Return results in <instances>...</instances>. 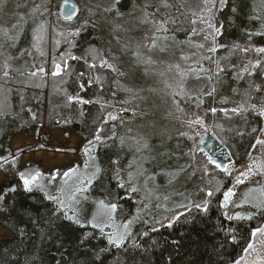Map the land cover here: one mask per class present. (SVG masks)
I'll use <instances>...</instances> for the list:
<instances>
[{
  "label": "trees",
  "instance_id": "1",
  "mask_svg": "<svg viewBox=\"0 0 264 264\" xmlns=\"http://www.w3.org/2000/svg\"><path fill=\"white\" fill-rule=\"evenodd\" d=\"M253 1L226 0L219 11L218 48L210 57L215 90L203 103L194 101L182 108L179 115L180 127L174 140L185 143L190 152V204L131 235L119 248L110 246L98 230L67 219L41 190H25L20 174L41 173L42 165L30 161L14 169L13 162L25 154L45 150L82 155L84 149L98 144V194L118 205L120 218L133 212L142 197V192L131 191L132 185L121 189L115 181L117 171L124 177L131 153L113 139L117 120L111 117L117 118L122 105L102 25L82 21L74 28H64L52 11L32 22L26 42L34 53L33 69L16 73L0 66V170L6 175L0 185V222L13 234L0 239V264H235L244 256L253 231L262 227L264 217L229 219L221 208V199L223 191L245 171L264 127V53L255 73L245 75L246 41L250 39L264 48V35L254 40L248 32L257 20ZM167 2L172 8L176 5L175 10L179 1ZM131 7L119 3L116 14ZM164 13V19L172 15L171 10ZM56 65H60V71L53 75ZM230 84L237 85L238 97L226 94ZM204 129L229 148L234 157L231 168L221 171L204 151H190ZM56 130H71L80 136V151L52 145ZM20 134L35 141L11 151V139ZM70 169L73 166L49 173L58 182ZM13 187L16 190L10 191ZM208 191L213 192L211 197ZM197 203H206L207 210L196 208Z\"/></svg>",
  "mask_w": 264,
  "mask_h": 264
},
{
  "label": "rangeland",
  "instance_id": "2",
  "mask_svg": "<svg viewBox=\"0 0 264 264\" xmlns=\"http://www.w3.org/2000/svg\"><path fill=\"white\" fill-rule=\"evenodd\" d=\"M68 1L76 6L71 19H66L63 14L59 16L64 2ZM175 1L179 2L173 10L176 5L172 8L167 2V6H163V0H0V66L16 73H26L34 67V53L26 38L29 26L44 12L52 11L57 23L64 28H74L82 21L102 25L122 105L112 128L113 139L131 153L124 177L119 175V180L116 177L115 181L123 182L125 187L132 185L142 192L137 207L124 218L118 217V209L113 212L106 207L111 203L98 194L97 187L100 171L97 173L96 169H101L98 144L87 147V152L84 149L82 155L81 152L69 154L45 150L25 154L15 160L13 166L18 170L30 161L42 165L43 172L33 182L32 189L41 190L47 198L53 195L64 200L65 208L51 201L67 217L75 216L78 224L104 234L107 241L110 235L123 234V226L129 220L133 221L129 229L133 235L166 220L171 212L188 206L192 199L187 175V154L190 152L185 143L174 140V134L180 127L182 108H188L194 101L203 103L215 90L210 78V57L215 52L212 49L218 48L219 11L225 4L222 5L220 0ZM122 2L132 7L116 14ZM253 3L257 20L248 32L257 40L261 35L255 33L264 31V0ZM170 10L172 15L164 19V11ZM245 45V75H252L259 67L264 51L250 39ZM225 92L236 98L239 90L237 85L230 84ZM210 134V130L204 129L190 151H198L200 138ZM34 141V137L20 134L11 139L10 149L13 151ZM50 143L80 151L83 140L71 130H56ZM145 143L146 148L143 147ZM68 166H73L75 171L58 182L52 180L53 175L49 172ZM90 178L92 184L88 185ZM5 180L6 175L0 170V185ZM82 187L88 190L81 193ZM231 188L234 195L227 207L222 206L223 197L221 199V208L227 217L237 214L251 215L252 219L264 217V127L250 162ZM93 223L98 227H92ZM11 237L12 232L0 222V239ZM251 245L235 264H264V233L253 236Z\"/></svg>",
  "mask_w": 264,
  "mask_h": 264
},
{
  "label": "snow or ice",
  "instance_id": "3",
  "mask_svg": "<svg viewBox=\"0 0 264 264\" xmlns=\"http://www.w3.org/2000/svg\"><path fill=\"white\" fill-rule=\"evenodd\" d=\"M117 2H118V0H117ZM220 2H221L222 5H224L226 3V0H220ZM163 6H167V0H163ZM233 10L235 11V9H233ZM217 30L220 31L219 29H217ZM76 34H78V33H76ZM255 35H264V31H258V32L255 33ZM212 51H217V49H212ZM260 51H264V48H261ZM72 58L75 59L76 57H72ZM103 63L104 62H102V65H103ZM41 71H43V69H41ZM59 71H60V65H56V71L53 73V75L59 74ZM221 71H223V69H221ZM262 115H264V113H262ZM111 118L112 119H116L115 116H113ZM96 140L99 141L100 137H96ZM121 144H123V140H121ZM143 147L146 148L147 144L145 143L143 145ZM85 151L87 152V151H89V149H85ZM74 171H75L74 169L73 170H69V172H65L63 175L65 177H67V176L70 175V173H72ZM99 171H100L99 168H97L96 172L98 173ZM40 175L41 174L39 172H37V173H35V175H31V176H25L23 173L20 174V178L22 180L23 186H24L26 191H31L32 190L33 182L36 181L39 178ZM129 176H130V179H131V173L129 174ZM116 177L119 180V172L118 171L116 172ZM93 178H95V177H93ZM55 179H56V177L53 176L52 180H55ZM241 182L242 181H238V183H241ZM87 184L88 185L92 184V178L88 179ZM118 187L123 189L125 187V185H124L123 182H118ZM15 190H16L15 187L10 189V191H15ZM87 190L88 189L86 187H82L80 189V192L83 193V192H86ZM137 190L138 189L136 187H131V191L132 192H136ZM212 195H213V192H211V191L207 192V196L211 197ZM222 195H223V205L222 206L227 207L228 203L231 202V198L233 197L234 192H233L232 188H228L226 191H223ZM2 198L3 197H0V199H2ZM84 198L87 199V197H84ZM48 199L56 201L60 205L61 208L67 207V203L64 200H61L57 196L48 195ZM100 203L104 204L103 201H100ZM194 206L196 208H198V209L203 207L205 211L207 210L206 203L204 205L197 203ZM106 207H110V209L113 212H115L117 207H118V205L116 203H111L110 205H106ZM256 207H260V206L256 205ZM225 215H227V214H225ZM228 218L229 219L241 220V219H252V216L251 215L241 216V215L237 214L234 217H228ZM67 219L75 220L76 223H79V220H77L75 218V216H68ZM132 223H133V221L129 220L128 223L123 226L124 229H125V232L123 234L116 235V236L110 235L108 237V243L111 244V245H115L117 248H119L121 245H123L125 240L128 239L132 235L131 231L129 230ZM168 226L169 227L172 226V221L171 220L169 221ZM92 227H98V225L96 223H93ZM101 230H103V229H101ZM257 233H264V228L255 229L253 231L252 235L255 236ZM144 235L147 236V233H144ZM133 246L136 247L137 245H135V243H134ZM249 247H252V245L249 244Z\"/></svg>",
  "mask_w": 264,
  "mask_h": 264
},
{
  "label": "water",
  "instance_id": "4",
  "mask_svg": "<svg viewBox=\"0 0 264 264\" xmlns=\"http://www.w3.org/2000/svg\"><path fill=\"white\" fill-rule=\"evenodd\" d=\"M61 11L66 19H71L76 12V6L73 2H64ZM199 145L200 150L207 154L210 162L221 171L233 166L232 153L214 134L203 136L199 140Z\"/></svg>",
  "mask_w": 264,
  "mask_h": 264
},
{
  "label": "flooded vegetation",
  "instance_id": "5",
  "mask_svg": "<svg viewBox=\"0 0 264 264\" xmlns=\"http://www.w3.org/2000/svg\"><path fill=\"white\" fill-rule=\"evenodd\" d=\"M227 169H229V168H227Z\"/></svg>",
  "mask_w": 264,
  "mask_h": 264
}]
</instances>
